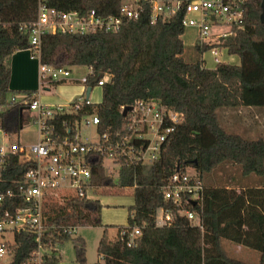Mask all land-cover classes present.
I'll use <instances>...</instances> for the list:
<instances>
[{"label": "trees", "instance_id": "16d2710c", "mask_svg": "<svg viewBox=\"0 0 264 264\" xmlns=\"http://www.w3.org/2000/svg\"><path fill=\"white\" fill-rule=\"evenodd\" d=\"M122 0H48L60 11L93 10L105 16L120 15ZM262 0H246L243 14L232 24L228 34L212 44H205L202 55L212 45L237 55L238 64L220 61L211 68L203 60L187 62L181 35L183 11L160 14L151 20V2L140 0L138 16L124 19L116 31L95 30L89 33L55 31L41 36L38 61L54 67L84 66L92 69L85 85L93 87L99 78L109 74L101 85V100L84 107L96 114L98 134L108 136L107 143L121 142L124 136L140 132L128 123L125 106L139 101H157L167 111L182 114L171 134L161 143L156 159L126 161L118 155L116 175L107 173L104 156L89 158L91 195L99 190L133 188V203L127 207L126 224L137 225L140 233L131 245L109 239L103 233L96 246L100 261L94 264H251L229 255L227 243L240 245L258 253L264 264V136H248L225 127L219 110L236 107H264V23L259 19ZM38 0H0V129L18 134L31 113L21 100L7 101L9 58L16 50L30 49L28 25L37 18ZM222 56V55H221ZM56 83V82H53ZM29 93V94H28ZM83 112V111H81ZM239 116L238 114H235ZM66 116H56L61 122ZM131 155L143 151L147 139L135 136L129 140ZM133 147V148H132ZM226 164L239 166L243 176L254 175L258 184L205 185L204 172ZM29 164L17 155H6L0 164V194L11 192L0 202L15 213L25 206L19 185ZM194 170L202 183L201 200L192 204L184 198L180 205L165 199L162 187L175 173ZM103 205L92 196L62 197L47 195L42 201L44 230L39 242L41 264H58L60 246L71 241L78 264H86L84 244L74 235L79 226H102ZM158 208L169 210V225L156 226ZM196 213L199 225L180 213ZM130 213L134 216L130 217ZM1 215V214H0ZM122 226V225H121ZM118 226V227H121ZM71 231L68 232L67 230ZM13 240L4 241L10 260L0 264H32L38 244L29 229L12 231Z\"/></svg>", "mask_w": 264, "mask_h": 264}, {"label": "built area", "instance_id": "2783aa9c", "mask_svg": "<svg viewBox=\"0 0 264 264\" xmlns=\"http://www.w3.org/2000/svg\"><path fill=\"white\" fill-rule=\"evenodd\" d=\"M140 0H122L120 15L102 17L93 10L79 13L76 10L60 11L48 5V0H38L37 18L28 26L29 43L38 59L40 38L46 33L55 31L89 33L95 30L116 31L123 24L124 19H133L138 16ZM151 2V20L154 21L160 14H174L183 11L181 23L183 27H195V48L205 44L217 42L225 37L232 24H237L243 14V4L246 0H149ZM226 26V30L221 27ZM198 50V49H197ZM222 51L217 45H212L208 52L213 63L222 61ZM203 59V57L201 58ZM81 77L86 83L87 76L92 69ZM69 69L54 67L47 64H38V75L41 82L58 81L68 77ZM109 79L104 73L96 85L101 86ZM25 109L31 113L29 122L34 125L36 139L30 144L19 141L4 144L0 142V164L8 154H15L18 160L29 164L24 173V182L19 185V195L25 206L15 213L4 209L0 213V232L9 230L29 229L34 233L38 249L32 264L40 263L39 242L44 230L42 222L41 205L47 195L56 196L61 191V197L74 196L86 198L91 196V169L89 158L98 153L109 158L115 165L118 157L124 156L128 162L142 160L143 162L156 159V153L161 143L171 134L173 125L182 119V114L167 111L157 101H139L127 113V121L140 132H133L123 137L121 142L107 143L106 134H98L96 125L99 118L96 114L87 113L84 107L92 101L84 94L78 95L67 104H46L31 94L25 99ZM13 103V101H10ZM83 111V112H81ZM56 116H66L61 122H55ZM24 125V119L20 118ZM94 126L97 139H91L88 132ZM88 129V130H86ZM86 130V131H85ZM3 136H10L0 129ZM135 135L144 136L147 144L143 151L139 150L136 156L131 155L129 140ZM133 148V147H132ZM103 159V164H104ZM202 183L196 175L175 172L162 187L163 197L172 203L180 205L182 200L192 202L201 200ZM11 192L0 194V202L10 198ZM60 197V198H61ZM188 221L199 225L196 213L191 210H180ZM134 214L130 213V217ZM171 213L169 210L158 208L155 213L156 226L169 225ZM68 232L71 230L68 229ZM140 233L137 225H122L118 228V239L131 245ZM7 253L5 246L0 244V257Z\"/></svg>", "mask_w": 264, "mask_h": 264}, {"label": "rangeland", "instance_id": "374dc122", "mask_svg": "<svg viewBox=\"0 0 264 264\" xmlns=\"http://www.w3.org/2000/svg\"><path fill=\"white\" fill-rule=\"evenodd\" d=\"M222 30H226V26L221 27ZM195 35L196 28L195 27H185L184 32L181 35V39L183 42V53L182 57L187 62H196L203 57L205 60V66L207 68L213 67L215 64L212 61L211 55L208 51L203 52L201 55L198 50L195 48ZM224 62L228 64H238L239 58L234 54H227L225 51H222V56ZM74 71L88 72L87 67L84 66H73L70 67ZM76 73V72H75ZM82 73V74H83ZM74 74V73H73ZM81 73L78 75L80 76ZM31 81V84H34L33 87L36 90H42V87H39L40 81L37 80V76L34 77ZM68 83V82H64ZM58 83L56 87L59 85L66 86L69 88L70 84ZM71 84H77L75 86L77 89L80 88V85L77 82H71ZM72 87V86H70ZM55 89V88H54ZM19 94L17 91H10L7 95V101L17 100ZM47 96V95H46ZM52 96L53 95H49ZM43 98V97H42ZM48 98V97H47ZM89 98L92 102L97 103L101 100V90L100 87H94L91 91ZM45 99V98H44ZM221 123L232 130H235L238 133H244L248 136H264V107L262 108H254V107H236V108H222L219 110ZM238 114L239 116H236ZM88 130V129H86ZM85 130V131H86ZM91 139H97V133L94 130V126H90L88 132ZM19 141L23 144H30L35 141V127L33 124L27 123L25 124L19 134H12L10 136H3L0 133V142L7 144L15 141ZM104 166L107 173H112L116 175L117 165L113 163L109 158L104 159ZM188 173L194 175V170L188 168ZM202 180L205 185H215V186H223L225 184H242L248 183L250 185L258 184V179L255 178L254 175L243 176L241 174V168L237 165L229 166L226 164H222L212 171L204 172L202 175ZM105 191H109V194L103 193L102 190H99L95 193V195H91L93 198H97L100 203L103 205L101 212V220L102 226H79L75 229L74 235L79 236L83 240L84 244V257L86 260V264H94L97 261H100V257H98L96 252V246L98 239L104 233L106 237L109 239H117L118 237V226L126 225L127 218V207L133 203V188L125 187L119 190L105 189ZM54 196L57 200H60L61 191L55 194ZM61 197V198H60ZM13 236L12 232L9 230H5L0 232V244L4 241H12ZM235 244L227 243L226 248L230 252H235L234 249ZM251 250V249H250ZM238 252V251H237ZM61 259H65L66 257H71L73 264H78L75 259V248L73 243L69 240L64 242L60 246ZM252 256H248L247 254H242V257H248L249 262L257 261V258L254 256H258L257 252L251 250ZM254 258V260H253ZM10 260V255L5 253L0 257V263H5Z\"/></svg>", "mask_w": 264, "mask_h": 264}, {"label": "crops", "instance_id": "0c3cea01", "mask_svg": "<svg viewBox=\"0 0 264 264\" xmlns=\"http://www.w3.org/2000/svg\"><path fill=\"white\" fill-rule=\"evenodd\" d=\"M157 1L159 2V1H164V0H157ZM38 64H39L38 59L32 56L30 49H21V50L14 51V53H12V55L9 58V65H10L9 87L10 89L12 91L15 90L17 92L23 91V90L28 91L30 95L32 94L33 97L36 96V98H38L41 102L46 103V104H67L73 99H75L80 94H84L86 96V90L90 86H86L85 84H83L81 82V77L84 76L87 73V71L83 73L82 71H79L78 69L77 71H74L73 69L68 68L70 72L68 77L63 78L58 81L42 83L38 75ZM80 73L81 75L78 76ZM36 76H37V80H39L41 84L39 87L43 86L42 90L34 89L33 87L34 84H31V81H33L32 79ZM53 82H56V83H53ZM64 82H68V83H64ZM71 82H77L80 85V88L77 89L75 87L77 86V84H71ZM58 83L70 84V86L72 87L69 86V88H66V86H62V85H59L58 87H56ZM94 87H100V86L95 85L93 87H90V91L87 97H89ZM100 90H101V87H100ZM17 95H18L17 100H21L23 97H25V94L23 92ZM49 95H53V97ZM29 120L26 122L24 120V125L27 123L31 124ZM35 139H36V132H35ZM234 249H235V252H230L227 250L230 256L241 259L247 263H251V264L258 263L259 256H254V258H257V261H251V262H249L248 257L241 256V252L242 254L244 253V254H247L248 256H252L251 250L249 248L242 247L240 245H235ZM58 264H73V263H72L71 257H66L65 259H61V256H60V260Z\"/></svg>", "mask_w": 264, "mask_h": 264}, {"label": "water", "instance_id": "95a60500", "mask_svg": "<svg viewBox=\"0 0 264 264\" xmlns=\"http://www.w3.org/2000/svg\"><path fill=\"white\" fill-rule=\"evenodd\" d=\"M260 7H261V12L259 14V19L262 23H264V0L261 1ZM89 91H90V87H88L86 90V96H88ZM129 109L130 106H125L122 110V114L125 115L126 111ZM192 204H194V202H192Z\"/></svg>", "mask_w": 264, "mask_h": 264}]
</instances>
